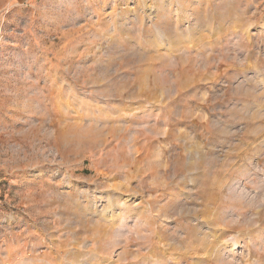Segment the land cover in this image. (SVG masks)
Listing matches in <instances>:
<instances>
[{"label": "rangeland", "instance_id": "1", "mask_svg": "<svg viewBox=\"0 0 264 264\" xmlns=\"http://www.w3.org/2000/svg\"><path fill=\"white\" fill-rule=\"evenodd\" d=\"M0 264H264V0H0Z\"/></svg>", "mask_w": 264, "mask_h": 264}, {"label": "bare ground", "instance_id": "2", "mask_svg": "<svg viewBox=\"0 0 264 264\" xmlns=\"http://www.w3.org/2000/svg\"><path fill=\"white\" fill-rule=\"evenodd\" d=\"M159 2H161L162 0H158ZM105 213V212H104Z\"/></svg>", "mask_w": 264, "mask_h": 264}]
</instances>
